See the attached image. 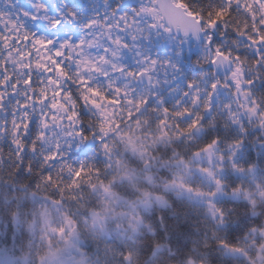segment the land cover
Listing matches in <instances>:
<instances>
[{
  "label": "snow or ice",
  "instance_id": "1",
  "mask_svg": "<svg viewBox=\"0 0 264 264\" xmlns=\"http://www.w3.org/2000/svg\"><path fill=\"white\" fill-rule=\"evenodd\" d=\"M32 7L34 11L31 12L20 9L16 20L0 11V141L7 138L9 145L5 149L0 144V166L8 169L7 178L0 175V182L16 185L17 181H27L18 186L22 195L31 201L32 219L28 226L32 229L38 226L40 247L24 253L26 264H62L64 252L76 247L82 225H88L93 234L104 233L110 219L129 217L127 208L132 209L128 228L133 232L151 233L145 236L147 243L143 252L145 249L150 251L153 260H158L167 249V254L181 264H208V253L214 248H222L226 254L243 257L244 264H264V215L257 211L264 209V179L247 184L226 181L222 177L225 162L240 174L254 173L258 167L254 159L247 163L236 159L245 145L249 129L239 119V113L232 111V103H226L224 108L231 126H236L239 134L227 141V156L217 152L225 143V137L220 133L207 136L204 142L196 143L190 149L184 147L195 140L193 134L196 131L217 127L213 101L217 91L223 88L231 90L236 97L235 103L250 114V120L256 119L253 127L261 131L255 142L264 148V97L253 94L257 80L264 77V0H222L219 4L211 0L206 3L140 0L137 6L128 9L123 8V0H120L111 6L103 20L97 14L80 24L85 35L79 40L68 38L63 41L29 31L20 17L47 21L49 28L55 30L65 23L79 22L77 10L65 2L62 10L50 15L44 0H35ZM98 27L106 30L111 46L104 48V54L92 57L87 49L99 41L86 37L94 36ZM113 31L129 33L133 41L139 36L150 40L153 33L158 38L170 37L178 46L177 56L183 54V46L190 39L199 41L203 37L205 54L192 63L201 68L230 65L231 74L211 80L207 89H201L197 79H188L183 97H188L190 103L178 100L173 106L165 104L163 97L158 100L159 107L153 106L152 96L157 95L154 93L129 98L134 89H129L127 84L116 86L112 80L104 89L94 83L95 77L91 73L108 77L109 73L103 70L105 64H111L114 72L135 80L147 78L151 81L150 73L158 65H167L182 73L180 65L173 63L171 57L162 60L158 53L155 57L143 56L145 66L139 71L112 63L110 57L132 47L118 34L113 39ZM217 34L221 38H235L229 45L227 41L218 40ZM247 50H252L255 55L250 58ZM9 61L23 70L19 76L15 70L10 71ZM72 63L77 66L75 71ZM37 72L41 75L36 76ZM69 81L71 83H67ZM202 92L206 93L203 99ZM241 96L244 102H241ZM12 99H15V105L9 115ZM121 104L125 107L121 108ZM210 113L213 115L208 118ZM229 126L224 124L225 128ZM63 137H71V140H63ZM45 142L54 147L45 151L41 147ZM90 143L97 146V151L81 157L83 148ZM160 144L171 146L163 158L156 151ZM31 154H36L35 167ZM202 154L209 159L215 155V166L198 163L203 159ZM157 163L170 170L163 182L165 191L179 190L206 199L207 212L215 227L210 229V236L199 242L202 251L195 256H189L187 252L174 255L171 245L164 243L165 232L161 234L159 228L167 230L171 226L165 213L161 212L156 218L157 224L140 210L153 203L161 208L171 207L163 193L150 190L156 181L151 170ZM137 167L145 170L144 184L148 187L136 183ZM193 168L209 177L214 187L206 189L190 182L188 177ZM125 185L133 188L134 203L121 194ZM220 193L245 202L240 209L244 213L242 225L231 239L220 236L217 228L227 224L230 213L238 209L217 204ZM93 195L99 197L95 204L91 202ZM3 208L13 222L21 223V201L17 200L15 204L8 201ZM114 226L121 227L119 223ZM76 250L80 253L79 264H99V258L93 261L85 249L77 247ZM104 250L106 256L113 255L117 264H140L139 248L118 247L112 253V246L105 241ZM12 264H17L14 256Z\"/></svg>",
  "mask_w": 264,
  "mask_h": 264
},
{
  "label": "rangeland",
  "instance_id": "2",
  "mask_svg": "<svg viewBox=\"0 0 264 264\" xmlns=\"http://www.w3.org/2000/svg\"><path fill=\"white\" fill-rule=\"evenodd\" d=\"M31 2H32L31 0L28 1V3H30V4H31ZM19 4H20V2L17 1V0H8L7 2H5V3H3V4L0 5V11H2L4 13L8 12V14H13L14 13V9H16L19 6ZM103 30L104 31L102 32L101 27H98L96 29V34L94 36L86 37L89 40H91V39H97L99 42H98L97 45H95L93 47L94 48L95 47H98L100 50H103L105 47L111 46V41L108 38V33L106 32L105 29H103ZM117 34L120 35V37L123 40H125L126 42L129 41V36H130L129 33H124V32L117 33L115 31H113L111 33L112 38L115 39V37H116ZM141 38H142V46L144 44H147V40L149 42H152L153 44H156L159 41L158 46H160V48H161L158 51V52H160L159 53L160 59L163 60V59H167V58L171 57L172 61L174 60L173 63H178L180 65L181 69H182V66L181 65L185 62V59L190 60L191 59V56L193 54H199L200 56H202V55L205 54V49L203 47V44H201V46H197L195 44L184 45L183 46V54L180 55V56H177L175 54V52H176V49H177L178 46L175 43V41H172L171 40L170 37H164V39L162 41H160V40H158V37L155 35V33H153L150 40L149 39H145L143 36H141ZM133 42L134 41H132L131 43L128 42L130 45H132V47H131L130 50L129 49H123L116 57H110V59L112 60V63L128 65L134 59H136V61H137L140 57L139 56L137 57V55L135 56L136 58L134 57V54L136 52V49H135V47L133 45ZM145 48L143 47V50ZM90 49H92V48H90ZM241 51H244L243 48H241ZM247 52H250V54H252V56L255 55V53L252 50H247ZM102 54H104V53L101 52V55ZM5 55H6V53H5ZM98 56H100V54L95 55V57H98ZM209 66L210 65H208V69H209ZM196 68L198 69L199 67L196 66ZM211 71H212V68H210V71L208 72L206 70L205 66H204L203 70H199L196 73L195 76H196L197 80L200 82L199 86H200L201 89H207L208 88V85H209V82L211 80H213V79H211L213 77V71L212 72ZM204 72H207L208 75L207 76H203L202 73H204ZM173 74L174 75H173V77L171 79V83H172V86L174 88L171 89V91L168 94H166L164 96L161 95V96L157 97V100L155 101V103L153 104V106L159 105L158 104V100H159L160 97H163V99L165 101V104H167V105H170L172 102H175V104H176V102L178 100H181L182 103H190V100H189L188 97H183V92L186 90V80H185V77L186 76L185 75H182V73L175 72V71H174ZM91 75H92V73H91ZM252 75H254V73H252ZM92 76H94V75H92ZM97 76H99V74ZM94 77H95V80H94V83H95L97 77L96 76H94ZM109 80L114 81L115 84H116V86H123V85L127 84L129 89H131L132 86H133V84H131L133 79L131 77L126 76V75H121L119 72H113V73H111V76L108 77V83H109ZM257 84L258 83L256 82L255 86L253 87V94L255 96H256V94H255V88H256V85ZM107 87H105V89H107ZM161 89H162V86L160 87V89L158 90V92H160ZM223 92H224L223 93L224 96L225 95H228L230 97V95H231V98L230 99L229 98H225L224 96H222L220 98V100L218 101V103L220 104L221 107L219 108V112L218 113H219V115H222V117H224V118L227 119L228 123L230 124L229 127H231V130L234 132L233 135L239 134L238 133V128L236 126H231V122L228 119V112L224 108V105L226 103H232V111H235V112H238L239 113V119L249 129L248 137H247V140L245 142V145L238 152L237 157H236V159H237L238 162L247 163L249 161L248 154H249V152H253V147H254L255 150H259V149L262 148L258 143L255 142V137L260 134V131L261 130L258 127H253V125H255L257 123V121H256L255 118H252L250 120L249 119V115L250 114L247 113V112H245L243 109L241 110L239 108V106L235 105L234 101L236 100V97L232 95V92L229 91L228 89H224ZM205 95H206L205 92H202L201 93L202 99L204 98ZM216 95H217V93H216ZM216 95L214 97L213 103L214 102H217L216 101V98H217ZM141 96L142 95L138 96L137 98H139ZM240 100H241V102H244V98L242 96L240 97ZM123 105L124 104H122L121 107ZM157 107H159V106H157ZM38 113H39V108H38ZM243 114L246 117H244ZM65 123H67V121H65ZM225 130L227 131V128ZM64 131H67V129H64ZM57 132H58L59 135L62 136V132H60L59 129H57ZM203 132H204V129H201V130L196 131L193 134L194 137H195V140L192 141V142H189V144H195V142L198 141V137H199L200 133L202 134ZM49 135H51V131H49ZM3 140H7V138H4ZM53 140H55V137H53ZM63 140L70 141L71 140V137H63ZM250 144L251 145L253 144V147H250L251 146ZM41 147L45 151H48V150H50L51 147H54V144L50 145L49 143L45 142V143L41 144ZM159 147L168 148V147H171V146L170 145H167V144H160V145L157 146L156 151L159 152L160 155H161V158H163V156L166 153H162L160 150H158ZM219 149H221V152L220 153H223L225 156L228 155V149H227V145H225V143H222L219 146ZM73 151H75V149H73ZM96 151H97V147L96 148H93V149H90L89 145H87V146H85L83 148L82 153H85L86 154L85 156H91ZM260 152L264 154V149L260 150ZM80 156L83 157L82 155H80ZM205 160H206V162H204L203 164L205 166H210L209 165V160L208 159H205ZM198 163H200V162H198ZM165 168H167V167L161 166L159 163H157L152 168V170H151V174L156 178V181H155L154 184L157 185V187L160 188V190H163V191H165L164 190V187H163V182L164 181H163L162 178H160L158 172L159 171H162V170H165ZM145 176H146L145 170L143 168L137 167L136 183L139 186L148 187L147 185L144 184V178H145ZM222 177L226 181H229V179H231L232 181H237V182L238 181H243V182H245L247 184H253V182L255 180L264 179V174H262L261 171H259L258 168L255 170L254 173L240 174V173L232 170L227 165V162H225V169H224V171L222 173ZM188 180L190 182L200 184L202 187H204L206 189H210L211 187H214V184L212 183L211 179L209 177H207L206 175H201L199 173V171H197L195 168L192 169V174L188 177ZM154 184L151 186V188L155 186ZM127 186L128 185L123 186L122 189H124L125 193L122 194V195L125 196L128 201H131V202L134 203L135 202V199H134L135 198V193H133L134 190H133V188L131 186H128L129 189L131 190V193H130V191H128V189H127ZM150 190H152V189H150ZM183 193H187L188 194L189 203L194 204V205H201V206H203L204 209H205V211H206V213L208 214V212H207L208 205L206 203V199L205 198L197 197L194 194L188 193V192H183ZM94 197L97 200L99 199L98 196H95L94 195ZM220 199L222 201L230 200V199H233L235 201H241V199H239L238 197H235L233 195H224V194H222V197ZM20 201H21V203L23 205L26 203L27 206H28V209H27V211H22L23 212V216H22L21 223L20 224H16L15 222L14 223L18 227V233H21L24 236V240H27L26 241L27 243H25V245L22 246L23 245V242L20 243V244H18L17 240L16 241L13 240L12 241V244L16 246V248H15L13 245L12 246H10V245L8 246V245H5V243H3V242L0 241V258H13V256H14L16 258H21V260H20V262L18 264H26V261L23 258L24 253H23V255L17 256V255H15L16 250L18 249L20 251L23 248H26L27 251H29L30 248L32 250L38 249L40 247L39 228L37 226L36 229H32V228H29V226H28L29 223L31 222V219H32V217H31V212H32L31 201L28 200L26 197H23V199H21ZM218 201H216V203L219 204V205H221L220 202H218ZM121 206H124L123 205V202H121ZM154 206L155 205L152 204V206L147 207V208L148 209H151ZM142 208H146V207H142ZM127 211H128V213H130V215L132 214V209L131 208H127ZM121 219H122V217H118L115 220H111L110 219L109 222H108V224H109L108 226H111V227L109 229H106V231L104 233H95V234L92 233L90 236L96 237V239L101 240V242L103 244L102 245L103 248H104V242L105 241L109 244V242L111 240L110 237H109L110 235L118 236L119 239H122L123 240V237L124 236H129L128 233L131 232V229H129L128 228V225H126L125 228H127V229L125 230L123 228V223L121 222ZM117 223H119L121 225V227L119 229L115 228V226H114ZM224 226H226V224L225 225H222V226H219V228L224 227ZM1 233H2V228L0 227V237L2 235ZM85 243H89L88 238H87V240H85V238L81 235V237L79 238V240H77L75 242L76 247H74L73 249H77V247L78 248L85 249L87 251V254L89 255V257L93 261H96L97 258H99V264H108V263L109 264H113V263H115L114 262L115 259L113 258V255L111 253L106 256L105 255V250L104 249H100L99 247L95 248L94 251L91 252V251L88 250V247H84V244ZM116 249L117 248H115V250L112 251V253H114L116 251ZM227 255H230L232 257L233 256H235V257L238 256V255H233L231 253H227ZM241 258H242L241 261L244 262L243 257H241ZM78 259H79V257H78Z\"/></svg>",
  "mask_w": 264,
  "mask_h": 264
},
{
  "label": "flooded vegetation",
  "instance_id": "3",
  "mask_svg": "<svg viewBox=\"0 0 264 264\" xmlns=\"http://www.w3.org/2000/svg\"><path fill=\"white\" fill-rule=\"evenodd\" d=\"M8 0H0V5L7 2ZM20 2L19 6L14 9V13L13 14H9L10 18L12 20H16V13L20 10V9H27L28 11H34L32 5L33 3H35V0H31V4L28 3L29 0H17ZM44 2L49 6L50 9V15H56L58 11L62 10V5L66 2L68 3L70 6H72L74 9L77 10L78 15L80 16V21L77 23H72V24H68L65 23L63 25H61V27L59 29H55L52 30L49 28L48 22L44 21V20H38V21H33L31 19L25 18L23 16L20 17V20L22 22H24L25 26L27 27V29L29 31H36L38 32L40 35L43 36H48L50 38H59L60 41H63L65 39L68 38H73L74 40H79L82 36L85 35V32L82 31L80 24L82 23H86L87 20L89 18H91L94 15H99L100 19H104L106 13L108 14L111 10V6H114L115 4L119 3L120 0H44ZM140 0H123V8L124 9H128L129 7L132 6H137L139 4ZM107 5V6H106ZM6 14H8V12H6ZM102 32L104 31L103 27H101ZM87 37H91V36H87ZM164 37L166 36H162L159 37L158 40L162 41L164 39ZM133 40L131 39V35L129 36V43H131ZM159 41L156 44H153L152 42H149L147 40V44H144L142 46V38L141 36H139L134 42L133 45L136 49V52L134 54V57L137 55V57L139 56L140 58L136 61V59H134L131 63H129L128 69L134 70V71H139L142 67L145 66L144 62H143V56H153L155 57L157 55V53L159 54L160 52L159 49L160 46H158ZM193 44V40L190 39V41L188 43H186L185 45H190ZM139 47V48H138ZM143 47L145 48L143 50ZM149 50V51H148ZM168 50V49H167ZM88 53H90V55L92 57H95V55L100 54L101 52L104 53V49L100 50L98 47H92V49H87ZM148 51V52H147ZM150 53V54H149ZM252 55V54H251ZM136 58V57H135ZM197 58V57H192L191 59H185V62L181 65L182 66V75H185V80L187 81L188 79H197L196 77H191L189 75L192 74L193 70H203V68L199 67L198 69L196 68V66L192 63L193 60ZM174 61V60H173ZM66 64L68 62H65ZM111 64H105L103 65V70L109 73V76H111V73H113L114 71L111 69ZM206 70L209 72L210 68H212L213 71V67L209 66L208 69V65L205 66ZM9 69L11 70H15L17 76L20 75V73L23 71L21 69H19L18 65H13L11 63V61H9ZM72 69L73 71H75L77 69V66L75 65V63H72ZM174 71L167 65H158L156 66L155 71L151 72L150 75L152 76V80L149 81L147 78L146 80H143L144 83H140V80H132L133 86L131 89H134V91L131 93V97L129 98H137L138 96L142 95H148L149 93H154L157 95H153L152 96V104L155 103V101L157 100V97L159 96H164L166 94H168L171 89H173L174 87L172 86L171 83V79L173 77ZM214 73V72H213ZM99 73H92V75L96 76L97 79L95 81V84L100 85L102 88L105 89V87L108 86V77H104L103 75L97 76ZM121 74V73H120ZM231 72L229 73H224L223 76L219 77L220 79H223L226 75H230ZM36 76L41 75V73L37 72L35 73ZM122 75V74H121ZM217 76L213 74V77L211 79H216ZM103 81H102V80ZM157 81H159V84H157ZM167 81V82H166ZM67 83H71L70 81ZM129 84V83H128ZM153 85H155V87H153ZM128 86V85H127ZM162 86V89L160 92H158V90L160 89V87ZM223 88L219 89L217 91V98L216 101L214 102V114L219 115V108L221 107L220 104L218 103V101L220 100V98L223 95ZM229 90V89H228ZM231 91V90H229ZM257 96V94H256ZM225 98H231L228 95L224 96ZM235 103V101H234ZM15 105V99H12L10 102V106H9V112L8 114L10 115L12 113L13 110V106ZM122 105V104H121ZM120 105V107H121ZM175 105V102H172L170 105L168 106H173ZM235 105L239 106L237 103H235ZM125 105H123L121 108H123ZM159 105H156V107ZM128 107H130V105H128ZM241 109V108H240ZM242 110V109H241ZM87 113V110H85ZM121 115H123V113H121ZM150 115H155V114H150ZM213 115V113L208 114V118H211V116ZM244 117H246L243 114ZM227 120V119H226ZM8 143V140H2L0 141V144L6 145ZM251 145V144H250ZM97 146L95 145V147H91L90 149L96 148ZM251 147H253V144L251 145ZM254 148V147H253ZM161 149L164 150V153H168L171 150V147L168 148H164L161 147ZM264 148H261L259 150H255V153H259V155H257L258 157L260 156V154H263L260 152V150H262ZM217 152H221V149H217ZM81 154V153H80ZM264 155V154H263ZM206 157H203L202 161H199L200 163H204L206 162ZM214 166L217 160V157L214 155ZM198 171V170H197ZM160 178L165 179V177L167 175L170 174V170L169 168H165V170L159 171L158 172ZM229 181H232L231 179H229ZM155 185V184H154ZM154 193H163L168 201L169 204L171 205V207L169 208H161L158 204L153 203L155 206L151 209L146 208H141L140 210L143 212V214L146 217H152L153 219H156L161 212L164 213H168V215H170L171 219H176L179 214L177 213L176 209H178L179 211L186 213L187 208H188V203H189V199H188V194L187 193H181L179 192V190H172V191H163L160 190V188L157 187V185L154 186ZM125 192L121 193L124 194ZM135 193V192H134ZM223 193H220L217 198L216 201L220 202V204L222 205L223 202L226 201H230V200H225L222 201L220 198L222 197ZM135 199V198H134ZM133 199V200H134ZM159 209L161 210V212L159 211ZM130 213H129V217L130 218ZM128 218L122 217L121 222L123 223V228L126 230L127 228L126 225H128ZM124 219V220H123ZM147 223V222H146ZM109 224H107V228L109 229L111 226H108ZM147 233H150L148 231H140L138 230V232H129L128 235L129 236H124L123 240L119 239L118 236H113L110 235V242L109 244L112 246L113 244L116 245V248H123L125 246L130 247V248H139L141 249V259L140 262H143L144 259V255H143V248H142V243L144 241V236L148 235ZM115 238V239H114ZM98 239H96V237L93 236H89L88 237V241L89 243L92 245L91 248H88L89 251L93 252L95 247H96V242ZM142 264V263H141Z\"/></svg>",
  "mask_w": 264,
  "mask_h": 264
},
{
  "label": "trees",
  "instance_id": "4",
  "mask_svg": "<svg viewBox=\"0 0 264 264\" xmlns=\"http://www.w3.org/2000/svg\"><path fill=\"white\" fill-rule=\"evenodd\" d=\"M196 3H206L207 0H194ZM214 4H219L222 2V0H211ZM234 19H236L234 17ZM235 38L232 37H223L221 38L219 34H217V39L221 42L227 41L229 45H231V40ZM247 55L252 58L253 56L250 54V52H247ZM257 85L255 88V94H257V97H264V77L259 79L257 81ZM217 116V127L215 129H204V132L198 137V141L196 143L204 142L207 138V136L212 135L214 133H220L225 137V145H227V141L231 139L233 136V131L231 130V127L226 128L224 127L225 123H228L226 118L222 117V115H216ZM229 124V123H228ZM230 125V124H229ZM195 144H186L184 147L186 149H190L191 147H194ZM8 143L4 145V148H8ZM161 152H164L161 151ZM31 158L34 161V167L36 166V154H31ZM250 159H254L258 162V169L261 171L262 174H264V155L261 154L260 157L257 156L255 152H252L250 154ZM8 169L6 167L0 166V175H4L6 177ZM20 183H27V181H17L16 185L12 184H4L0 182V227L2 228V235L0 237V241L5 243V245L12 246V241L17 240L18 244L23 242V245L27 243V240H24V236L21 233H18V227L16 224L9 218L7 212L4 210L3 207L7 206V202L11 201L13 204L17 202V200L23 199L22 190L19 188ZM128 191L131 192V190L128 188ZM86 190V195H87ZM15 197L16 199H13ZM97 199L93 196H91V202L95 204ZM245 202L244 201H226L222 203V206L225 207H232L236 206L237 211H234L230 213V219L229 222L226 224V226L217 228V231L219 232L220 236L229 238H232L233 233L237 231L239 227L242 225V218L244 216V213L242 210H240ZM28 206L25 203L22 204V211H27ZM161 212V210L159 209ZM257 211L264 215V209H257ZM164 213V212H163ZM179 216L176 219H171L170 215L168 213H165V216L167 220L171 223V226L166 230L163 227L159 228V231L161 234L165 232L164 235V243L166 245H171V252L175 254H179L181 252H187L189 256H195V254L199 251H202L199 248V242L203 241L206 236H210L211 232L210 229L214 228V222L211 220L210 216L206 213L205 209L201 205H194L191 203H188V208L186 213H183L181 211L177 212ZM251 215V214H249ZM254 218V217H252ZM154 222L158 224V220L154 219ZM5 231V232H4ZM150 235L151 233H147ZM147 236V235H145ZM142 243L143 246L147 243L145 240ZM27 238V237H26ZM25 238V239H26ZM99 242V248H103V244L100 240H97ZM97 242L96 247L97 248ZM15 248L16 246L13 245ZM116 248V245L112 246V250L114 251ZM26 248H23L22 250H16L15 255L20 256L23 255V253H26ZM224 249L222 248H214L210 253H208V264H244L243 261H241L240 256H230L224 253ZM167 254V249L165 251ZM111 259V258H110ZM109 259V260H110ZM176 264H181L179 260H174ZM117 264V261L115 259L114 261ZM142 262H140L141 264ZM109 264V263H108Z\"/></svg>",
  "mask_w": 264,
  "mask_h": 264
},
{
  "label": "clouds",
  "instance_id": "5",
  "mask_svg": "<svg viewBox=\"0 0 264 264\" xmlns=\"http://www.w3.org/2000/svg\"><path fill=\"white\" fill-rule=\"evenodd\" d=\"M92 229L88 225L81 226V235L87 240V238L92 234ZM84 247L91 248L92 245L90 243H85ZM64 259L62 264H79L80 253L73 248L67 249L64 252ZM144 259L142 264H176L174 259H172L168 254L162 253L158 260H153L151 252L147 249L144 250Z\"/></svg>",
  "mask_w": 264,
  "mask_h": 264
},
{
  "label": "water",
  "instance_id": "6",
  "mask_svg": "<svg viewBox=\"0 0 264 264\" xmlns=\"http://www.w3.org/2000/svg\"><path fill=\"white\" fill-rule=\"evenodd\" d=\"M202 41H203V37L199 41L196 40L197 43H201ZM213 68L215 70V75H217V76L223 75L224 72L230 71L232 69L230 65H225V66H221V67L213 66ZM141 81H143V80H141ZM212 158H213V156L210 159L211 163H213ZM0 264H12V258H0Z\"/></svg>",
  "mask_w": 264,
  "mask_h": 264
}]
</instances>
